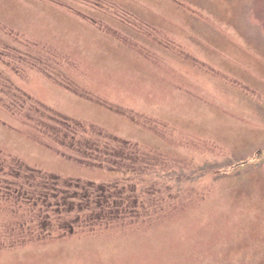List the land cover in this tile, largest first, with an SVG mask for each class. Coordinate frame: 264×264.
<instances>
[{
	"label": "rangeland",
	"instance_id": "374dc122",
	"mask_svg": "<svg viewBox=\"0 0 264 264\" xmlns=\"http://www.w3.org/2000/svg\"><path fill=\"white\" fill-rule=\"evenodd\" d=\"M60 1L0 0L1 25L57 54L58 82L0 70L173 175L143 223L0 249V264H264V0ZM0 148L64 177H117L66 160L1 109Z\"/></svg>",
	"mask_w": 264,
	"mask_h": 264
},
{
	"label": "trees",
	"instance_id": "16d2710c",
	"mask_svg": "<svg viewBox=\"0 0 264 264\" xmlns=\"http://www.w3.org/2000/svg\"><path fill=\"white\" fill-rule=\"evenodd\" d=\"M45 1L66 5L60 0ZM58 58L50 47L0 24V64L9 70L20 73L17 66L43 69L58 82L59 77L47 71L48 64L58 67ZM0 109L22 126L27 137L66 160L117 175L100 184L64 177L30 167L0 148V249L131 227L162 212L167 197L158 187L173 172L160 170L154 153L43 105L1 70Z\"/></svg>",
	"mask_w": 264,
	"mask_h": 264
},
{
	"label": "crops",
	"instance_id": "0c3cea01",
	"mask_svg": "<svg viewBox=\"0 0 264 264\" xmlns=\"http://www.w3.org/2000/svg\"><path fill=\"white\" fill-rule=\"evenodd\" d=\"M118 3V2H117ZM120 5V4H119Z\"/></svg>",
	"mask_w": 264,
	"mask_h": 264
}]
</instances>
